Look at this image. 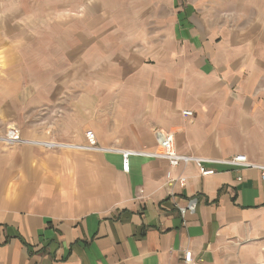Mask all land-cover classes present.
<instances>
[{
  "label": "crops",
  "instance_id": "1",
  "mask_svg": "<svg viewBox=\"0 0 264 264\" xmlns=\"http://www.w3.org/2000/svg\"><path fill=\"white\" fill-rule=\"evenodd\" d=\"M8 3L0 122L59 145L0 142V264L264 263V180L227 162L264 165V0ZM158 129L200 166L124 170Z\"/></svg>",
  "mask_w": 264,
  "mask_h": 264
},
{
  "label": "built area",
  "instance_id": "2",
  "mask_svg": "<svg viewBox=\"0 0 264 264\" xmlns=\"http://www.w3.org/2000/svg\"><path fill=\"white\" fill-rule=\"evenodd\" d=\"M185 115L192 116V111H185ZM156 135L158 138V146L153 151H137V150H123V161H124V170H129V157L131 155H141L147 157H153L157 159H165L167 160L171 166L176 167L183 164H188L191 162H195L197 165L200 166L201 160L198 157L185 155L180 153L176 148L175 143V135L170 131H163V130H156ZM0 142L8 147L23 145V144H33V145H41L44 147H55L58 146V143L52 142H44L32 139H23L21 138L19 132L16 129H11L7 134L0 137ZM79 148L88 149V150H110L101 147L98 143L96 134L93 130L86 131V143L84 145H79ZM114 150V149H113ZM229 164L245 166L250 168H256L260 170L261 179L264 180V165H259L255 163H251L247 156L244 154L237 155L232 159L227 161ZM202 174H209L211 171L204 170L201 168ZM167 177H171V174L168 173ZM181 185H185L187 182V178L185 176H180L177 178ZM180 213L183 217H185L188 213H194L196 210V199H190L188 201L187 206L179 207ZM184 260L187 264H191L193 262V255L191 251H185L184 253Z\"/></svg>",
  "mask_w": 264,
  "mask_h": 264
},
{
  "label": "rangeland",
  "instance_id": "3",
  "mask_svg": "<svg viewBox=\"0 0 264 264\" xmlns=\"http://www.w3.org/2000/svg\"><path fill=\"white\" fill-rule=\"evenodd\" d=\"M24 1L29 3L30 0H24ZM31 1H32L31 6H34V3H33L34 0H31ZM109 1L111 2L110 4H114V5H117L120 2L123 9H126V10L129 9V10H133V11H138V8L137 7L134 8V5L137 6V4L140 3V1L144 4V8L148 5L147 3L146 4L144 3L147 0H109ZM8 2H9V0H0V9L5 8V9H9L11 11L14 8V5L10 4ZM78 2H79V0H76V6L78 5ZM142 11H144V10L142 9ZM11 129H16L19 132L21 138L29 139V138L22 136L21 131L18 127L3 124L1 122H0V137L7 134ZM32 140H37V139H32ZM38 141H44V140H38ZM44 142H49V141L45 140ZM23 145H25V144H23ZM18 146H20V145H18ZM260 264H264V263H260Z\"/></svg>",
  "mask_w": 264,
  "mask_h": 264
}]
</instances>
